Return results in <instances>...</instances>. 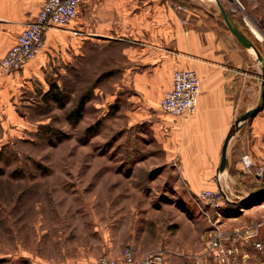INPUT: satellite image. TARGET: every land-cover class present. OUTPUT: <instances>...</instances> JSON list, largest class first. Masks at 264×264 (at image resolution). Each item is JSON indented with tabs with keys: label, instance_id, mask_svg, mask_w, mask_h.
I'll return each instance as SVG.
<instances>
[{
	"label": "crops",
	"instance_id": "1",
	"mask_svg": "<svg viewBox=\"0 0 264 264\" xmlns=\"http://www.w3.org/2000/svg\"><path fill=\"white\" fill-rule=\"evenodd\" d=\"M43 1L0 0V60ZM222 10L250 47L229 30ZM44 35V46L22 70H0V107L20 87L32 88L35 79L42 83L50 63L76 62L87 46L97 52L120 47L123 64L107 65L97 75L107 78L100 92L108 106L120 104L129 126L145 125L160 145L163 171L171 170L163 184L194 194L219 189L225 202L241 204L217 229L198 231L195 249L166 262L213 264L207 245L218 231L224 244L236 248L239 264H264V200L251 206L242 202L264 174V0H81L72 22L51 26ZM182 68L197 73V105L192 112L171 115L160 100L172 87L173 72ZM256 108L236 127L243 113ZM228 135L226 165L220 170ZM244 153L253 159L249 171L242 169Z\"/></svg>",
	"mask_w": 264,
	"mask_h": 264
},
{
	"label": "rangeland",
	"instance_id": "2",
	"mask_svg": "<svg viewBox=\"0 0 264 264\" xmlns=\"http://www.w3.org/2000/svg\"><path fill=\"white\" fill-rule=\"evenodd\" d=\"M95 48L76 62L50 63L42 83L35 79L2 102L0 264H91L127 247L138 259L159 252L167 260L195 249L198 231L241 210L223 193L218 209L200 202L199 191L163 184L171 170L163 171L160 145L100 92L107 78L97 75L123 64L121 49ZM52 82L61 104L41 97ZM83 94V117L73 122L69 112ZM261 185L264 174L250 186Z\"/></svg>",
	"mask_w": 264,
	"mask_h": 264
},
{
	"label": "built area",
	"instance_id": "3",
	"mask_svg": "<svg viewBox=\"0 0 264 264\" xmlns=\"http://www.w3.org/2000/svg\"><path fill=\"white\" fill-rule=\"evenodd\" d=\"M81 0H44L34 18L27 22L16 35L14 42L0 60L3 73L19 72L44 46L45 31L51 26L63 27L77 16ZM199 90V79L193 69H177L172 75V87L164 92L160 100L161 109L171 115H181L195 110ZM242 169L249 171L253 159L249 153L240 157ZM222 191L202 189L198 193L200 202L210 203L218 209L224 205ZM239 207L241 204H237ZM217 229V228H214ZM221 233L216 231L209 240L207 251L213 264H239L236 261V248L231 243H223ZM260 247V244L256 245ZM91 264H168L159 252L150 253L144 258H136L131 247L125 248L120 258L100 256Z\"/></svg>",
	"mask_w": 264,
	"mask_h": 264
},
{
	"label": "water",
	"instance_id": "4",
	"mask_svg": "<svg viewBox=\"0 0 264 264\" xmlns=\"http://www.w3.org/2000/svg\"><path fill=\"white\" fill-rule=\"evenodd\" d=\"M223 15H224V19L225 22L229 28V30L237 37V39L245 46L250 47L251 44L249 42V40L247 39L246 36H244L242 33H240L237 29H235L233 26H231V24L229 23L228 19H227V15L225 14V12L222 10ZM256 109H251L246 111L245 113H243L236 121V127L238 125V123L240 121H244L246 120L248 117H250L255 111ZM228 140H229V135L226 137L223 146H222V150H221V156H220V162H219V169L223 170L225 165H226V160H227V146H228ZM264 196V185L261 187H258L257 189L253 190L249 195H247L245 198H243L242 202H246V201H250L254 198H258Z\"/></svg>",
	"mask_w": 264,
	"mask_h": 264
},
{
	"label": "trees",
	"instance_id": "5",
	"mask_svg": "<svg viewBox=\"0 0 264 264\" xmlns=\"http://www.w3.org/2000/svg\"><path fill=\"white\" fill-rule=\"evenodd\" d=\"M41 97H42V99H45L48 101L52 100V101L60 103L61 92L56 88V84L54 82H52L49 84L48 89L43 91ZM87 101H88V94H83L77 100L75 106L70 110L69 117L73 122H78L82 119L83 114H84V110H85V104ZM261 197H263V196H261ZM258 198H260V197H258ZM254 199H257V198H254ZM251 201H253V199L250 201H246V202H251Z\"/></svg>",
	"mask_w": 264,
	"mask_h": 264
}]
</instances>
